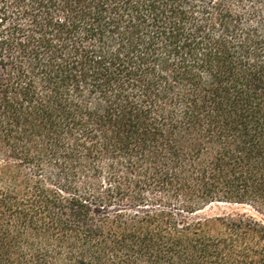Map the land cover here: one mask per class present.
I'll return each instance as SVG.
<instances>
[{"label":"trees","instance_id":"trees-1","mask_svg":"<svg viewBox=\"0 0 264 264\" xmlns=\"http://www.w3.org/2000/svg\"><path fill=\"white\" fill-rule=\"evenodd\" d=\"M0 264H264V0H0Z\"/></svg>","mask_w":264,"mask_h":264},{"label":"rangeland","instance_id":"rangeland-1","mask_svg":"<svg viewBox=\"0 0 264 264\" xmlns=\"http://www.w3.org/2000/svg\"><path fill=\"white\" fill-rule=\"evenodd\" d=\"M232 210L254 213L249 205H237V204L220 203V204L211 206L202 215H206V214H221L223 212H229V211H232Z\"/></svg>","mask_w":264,"mask_h":264}]
</instances>
